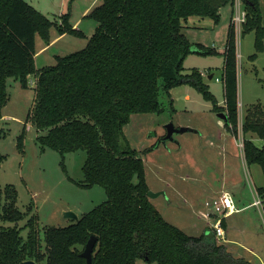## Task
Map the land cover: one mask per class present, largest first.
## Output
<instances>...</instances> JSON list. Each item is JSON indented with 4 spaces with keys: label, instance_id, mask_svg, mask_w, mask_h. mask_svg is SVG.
Listing matches in <instances>:
<instances>
[{
    "label": "trees",
    "instance_id": "obj_1",
    "mask_svg": "<svg viewBox=\"0 0 264 264\" xmlns=\"http://www.w3.org/2000/svg\"><path fill=\"white\" fill-rule=\"evenodd\" d=\"M236 0H101L86 17L96 22L87 45L58 56L55 65L37 69V38L47 44L52 31L86 37L70 22V13L50 19L26 0H0V139L3 109L11 100L8 81L24 88L35 80V104L27 123L37 141L63 156L84 151L85 186L104 188L108 199L66 227L45 226L42 245L39 217L17 206L11 187L0 186V264H87L81 256L91 236L98 239L92 264H252L217 240L211 228L191 236L167 222L151 198L145 161L133 149L124 127L133 114L161 113L171 90L194 86L226 111L227 126L239 134L237 34L230 24L224 51L225 106L217 105L202 73L185 74L189 54L216 53L193 46L183 30L190 18L220 22L221 9ZM247 15L243 35L253 32L256 53L264 50V16L259 0H241ZM195 47V48H194ZM250 113V112H249ZM247 114L244 135L264 141V120ZM23 146V141H20ZM247 163L264 170V145L244 138ZM4 156L0 153V165ZM28 230L27 237L22 233Z\"/></svg>",
    "mask_w": 264,
    "mask_h": 264
},
{
    "label": "rangeland",
    "instance_id": "obj_2",
    "mask_svg": "<svg viewBox=\"0 0 264 264\" xmlns=\"http://www.w3.org/2000/svg\"><path fill=\"white\" fill-rule=\"evenodd\" d=\"M26 1L52 20L60 18L64 11L70 13L71 23L80 20L79 28L86 36L80 38L68 34L67 38L37 58L38 69L55 65L56 55H69L83 49L95 31L96 22L84 15L93 0ZM259 5L264 16V0H259ZM232 10L234 6L231 4L222 7L220 22L215 27L211 19L190 18L187 24L200 28L184 29L193 46L202 44L216 51L210 55L189 54L184 62V73H202L217 105L222 107L225 106L224 51L234 13ZM43 44L44 41L40 42L39 47ZM237 52L238 137L227 126L226 111L215 110L213 100L205 98L202 92L189 84L171 90L172 108L165 101L166 107L161 113L133 114L124 127L130 146L144 157L150 191L160 194L152 197V202L167 222L191 236L197 237L208 231L207 208L200 202L205 203L224 189L241 198L246 205L253 202L251 188L257 186L264 189V170L259 164L245 163L243 149L239 145L244 138L253 141L259 148L264 145L256 134L244 135L242 130L249 112L258 114L264 120V50L258 53L256 60L251 59L256 53L255 35L251 32L237 34ZM210 75L214 77L209 79ZM34 82L31 78V85L24 88L19 81H8L11 100L3 109V115H7V118L1 122L5 136L0 139V153L4 156L0 165V186L3 189L9 186L15 191L17 206L21 211L25 212L32 206L39 217L44 247L45 226L66 227L76 221L67 218L66 213L70 212L78 219L104 203L108 195L101 186H85L83 168L86 152L63 156L37 141L36 128L27 123L35 104ZM169 124L191 131L178 132L172 139H166ZM20 141H23V146ZM254 208L244 214L250 215L254 225L246 224L243 214L226 218L223 225L227 229V238L238 245L227 244L231 250H241L243 257L253 264H264V234L260 236L259 245L254 243L252 236H256L255 226L262 225L264 229V224ZM27 234L28 230H24L22 236L26 238ZM240 244L247 249L242 250ZM249 248L255 253L248 251ZM137 264L158 263L140 259Z\"/></svg>",
    "mask_w": 264,
    "mask_h": 264
},
{
    "label": "built area",
    "instance_id": "obj_3",
    "mask_svg": "<svg viewBox=\"0 0 264 264\" xmlns=\"http://www.w3.org/2000/svg\"><path fill=\"white\" fill-rule=\"evenodd\" d=\"M232 12L234 13L232 15L231 25H233L237 34H242L243 26L247 21V15L239 0L235 1L234 10ZM239 145L244 150V140L242 141L241 139ZM204 206L207 208L206 217L208 219V228L212 229L219 242L229 244L230 240L227 238V232L223 225L224 220L241 211L236 206L233 195L229 192H222L206 200ZM250 206L260 210L264 224L263 198L257 195Z\"/></svg>",
    "mask_w": 264,
    "mask_h": 264
},
{
    "label": "crops",
    "instance_id": "obj_4",
    "mask_svg": "<svg viewBox=\"0 0 264 264\" xmlns=\"http://www.w3.org/2000/svg\"><path fill=\"white\" fill-rule=\"evenodd\" d=\"M98 2H101V0H93V2H92V4L89 6V7H87L86 9H85V11H84V15H87L95 6H97V4H98ZM100 4V3H99ZM233 11V10H232ZM42 12V11H41ZM43 13V12H42ZM45 14V13H44ZM221 14V13H220ZM46 15V14H45ZM71 22V21H70ZM231 22V21H230ZM72 25H73V27L74 28H76V29H78V30H80V20L79 21H77V22H75V23H71ZM192 28V27H191ZM191 28H186V29H191ZM193 29V28H192ZM183 32H184V30H183ZM185 34V33H184ZM68 37V34H64V35H60L56 30H54V31H52V39H51V42H50V44H47L44 40H42L41 38H37V45H36V50H37V54H36V56H35V63H36V60H37V58L38 57H40V56H42L44 53H46L47 51H48V49H50L52 46H54V45H57L58 43H60L61 41H63L65 38H67ZM45 42V44H43V46H41V47H39V44H40V42ZM58 56H60V55H56L55 56V58H56V60H57V57ZM37 65V64H36ZM36 68H37V66H36ZM38 69V68H37ZM209 79H211V75L209 76ZM5 118H7V115L5 116L4 115V117H3V119H5ZM9 118V117H8ZM243 160H244V162L245 163H247V161H246V158H245V154H244V150H243ZM150 188V187H149ZM263 187H257V186H255V187H253V188H251V194H252V198H253V201H254V199H255V197L257 196V195H260L262 198H263V200H264V189H262ZM221 191V190H220ZM212 192H213V190H212ZM222 192H229V193H231L232 195H233V197H234V200H235V204H236V206L241 210L240 212H238V213H236V214H243V219L245 220V222H246V224H248V225H252L253 224V220H252V218H250V215H244L245 214V212H247L249 209H252L253 207H251L250 205L253 203V202H251V203H249V204H246L245 205V202L241 199V198H239V197H237L236 195H234L231 191H229V190H224V189H222ZM222 192H219L218 194H220V193H222ZM213 196H216V195H213ZM198 202H200V201H198ZM204 205V203H202V202H200V205ZM254 209H256V213H258V215L261 217V212H260V210L258 209V208H254ZM236 214H234L233 216H236ZM232 217V216H231ZM208 225V224H207ZM254 225V224H253ZM254 227V226H253ZM264 229H263V226L261 225V227L260 226H258L257 225V227L255 226V234H256V236H254V235H252L253 236V241H254V243L255 244H257V245H259V243L261 242L260 240H261V238H260V236L261 235H263L264 234ZM226 232H227V229H226ZM230 242H231V244L229 243V245H232V244H235L236 242L234 241V240H231L230 239ZM235 246H238L237 244H235ZM240 248L242 249V250H245V249H247V247L246 246H244V245H241L240 244ZM232 250H233V252H235V253H237V254H239V255H241L242 257H243V255H242V251L241 250H238V249H233L232 248ZM248 251H250V252H254V250H252V249H248ZM255 253V252H254ZM244 258V257H243ZM244 259H246V258H244ZM247 260V259H246ZM247 261H249V262H251L250 260H247ZM252 263V262H251ZM253 264V263H252Z\"/></svg>",
    "mask_w": 264,
    "mask_h": 264
},
{
    "label": "water",
    "instance_id": "obj_5",
    "mask_svg": "<svg viewBox=\"0 0 264 264\" xmlns=\"http://www.w3.org/2000/svg\"><path fill=\"white\" fill-rule=\"evenodd\" d=\"M214 75H211V78H213ZM167 136L166 139H172L175 133L181 132V133H187L189 131H191V129L189 128H180L177 129L174 124H169L167 126ZM160 194H156L153 193L152 191H149L148 196L150 198L154 197V196H158ZM66 217L67 218H73V219H77V216L72 214V213H66ZM98 239L95 236H91V238L89 239L88 243L86 244L85 250L83 251V253L81 254V256L86 260L87 264H92L93 261V253H94V249L97 245ZM25 264H38L37 262L33 261V260H29L26 261Z\"/></svg>",
    "mask_w": 264,
    "mask_h": 264
}]
</instances>
